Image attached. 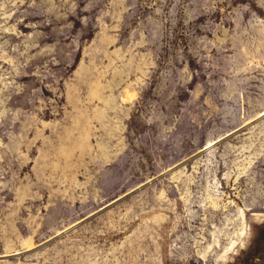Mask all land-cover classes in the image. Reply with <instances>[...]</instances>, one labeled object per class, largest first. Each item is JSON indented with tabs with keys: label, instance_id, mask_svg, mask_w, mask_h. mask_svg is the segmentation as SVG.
Segmentation results:
<instances>
[{
	"label": "rangeland",
	"instance_id": "1",
	"mask_svg": "<svg viewBox=\"0 0 264 264\" xmlns=\"http://www.w3.org/2000/svg\"><path fill=\"white\" fill-rule=\"evenodd\" d=\"M0 264H264V0H0Z\"/></svg>",
	"mask_w": 264,
	"mask_h": 264
}]
</instances>
